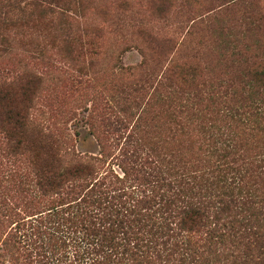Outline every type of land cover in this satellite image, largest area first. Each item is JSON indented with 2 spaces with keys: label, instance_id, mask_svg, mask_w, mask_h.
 <instances>
[{
  "label": "rangeland",
  "instance_id": "1",
  "mask_svg": "<svg viewBox=\"0 0 264 264\" xmlns=\"http://www.w3.org/2000/svg\"><path fill=\"white\" fill-rule=\"evenodd\" d=\"M30 1L0 0V76L20 77L19 85L27 76L38 77L30 110L34 121L62 140L67 159L93 158L101 173L112 169L121 175L112 159L121 148L123 140L117 138L122 132L123 137L131 133L126 142L133 146L148 136L175 149L179 143L174 141L183 139L190 144V165L200 166L212 146L209 135H224V119L230 122L225 106L240 107L231 95L249 94L245 61H264V0L50 4L59 12L70 3L74 11L66 14L74 22L69 30L60 29L54 13L23 9ZM47 20L59 27L49 32ZM66 35H74L77 45L67 47L62 42ZM31 37L40 43L37 51L28 44ZM181 67L196 71L181 74ZM153 114L172 116L175 122L158 119L156 136L148 135ZM34 182L23 164L0 154V264H31L24 260L28 254L32 264H82L86 245L76 236L63 247L54 229L42 228L45 235L32 229L39 225L33 214L47 212L51 202ZM37 235L42 236L35 241ZM10 236L15 242L8 251L1 243ZM34 244L42 245V251L34 250Z\"/></svg>",
  "mask_w": 264,
  "mask_h": 264
},
{
  "label": "trees",
  "instance_id": "2",
  "mask_svg": "<svg viewBox=\"0 0 264 264\" xmlns=\"http://www.w3.org/2000/svg\"><path fill=\"white\" fill-rule=\"evenodd\" d=\"M59 1L66 2L32 0L23 9L54 13L60 29L69 30L74 22L66 14L74 11L70 3L59 12L49 9ZM45 25L49 32L59 27L51 20ZM36 40L28 42L33 51L40 45ZM62 42L67 47L78 43L74 35ZM245 64L249 94L231 95L240 107L225 106L227 132L209 135L212 146L200 166L190 165V144L183 139L174 141L179 143L175 149L148 136L133 146L126 142L131 133L123 137L122 132L117 138L123 140L121 148L112 159L121 175L112 169L101 173L93 158L67 159L62 140L34 121L30 110L38 77L27 76L19 85L20 77L0 76V154L23 164L42 197L51 201L47 212L33 214L39 225L32 229H54L63 247L76 236L86 245L82 264H264V61ZM184 71L196 70L181 67ZM230 87L221 95L226 97ZM158 119L175 122L172 116L153 114L148 135L156 136ZM13 238L1 243L5 250L13 247ZM33 248L42 251V245ZM29 255L24 260L32 264Z\"/></svg>",
  "mask_w": 264,
  "mask_h": 264
}]
</instances>
